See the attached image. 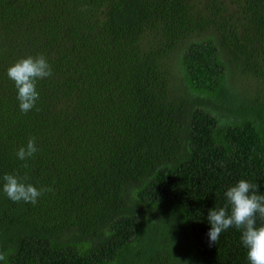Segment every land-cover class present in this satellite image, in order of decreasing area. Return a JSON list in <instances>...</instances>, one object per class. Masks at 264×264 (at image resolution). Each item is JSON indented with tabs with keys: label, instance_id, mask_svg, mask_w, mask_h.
<instances>
[{
	"label": "trees",
	"instance_id": "trees-1",
	"mask_svg": "<svg viewBox=\"0 0 264 264\" xmlns=\"http://www.w3.org/2000/svg\"><path fill=\"white\" fill-rule=\"evenodd\" d=\"M40 54L22 114L7 69ZM5 173L53 189L13 203L0 179L6 264H248L207 216L240 179L264 195V0H0Z\"/></svg>",
	"mask_w": 264,
	"mask_h": 264
},
{
	"label": "clouds",
	"instance_id": "clouds-1",
	"mask_svg": "<svg viewBox=\"0 0 264 264\" xmlns=\"http://www.w3.org/2000/svg\"><path fill=\"white\" fill-rule=\"evenodd\" d=\"M52 76V67L43 54L21 58L8 67L7 77L17 90L18 106L22 114L36 107L39 100L37 81ZM38 151L36 138L30 137L25 145L18 148L16 157L27 161ZM23 166L28 167L27 163ZM0 179L3 180L4 194L13 203L35 205L45 192L53 191L51 187L38 189L26 183L27 175L21 178L16 174L5 173ZM257 189V184L240 179L225 191V205L209 210L207 216L210 225L207 235L211 243H217L221 234L230 228L241 233L240 242L246 250L248 264H264V224L257 225L258 218L264 221V195L258 194ZM0 262L6 264V253L3 251H0Z\"/></svg>",
	"mask_w": 264,
	"mask_h": 264
}]
</instances>
